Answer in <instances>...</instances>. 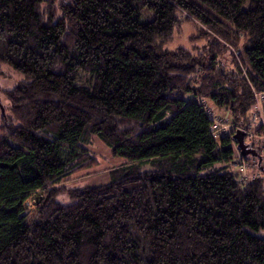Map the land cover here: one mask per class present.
I'll return each mask as SVG.
<instances>
[{
    "label": "trees",
    "instance_id": "1",
    "mask_svg": "<svg viewBox=\"0 0 264 264\" xmlns=\"http://www.w3.org/2000/svg\"><path fill=\"white\" fill-rule=\"evenodd\" d=\"M189 24L193 48H164ZM4 70L21 78L3 91L0 264H264V0H0ZM202 102L255 133L258 178ZM92 138L124 165L58 187L95 164Z\"/></svg>",
    "mask_w": 264,
    "mask_h": 264
},
{
    "label": "rangeland",
    "instance_id": "2",
    "mask_svg": "<svg viewBox=\"0 0 264 264\" xmlns=\"http://www.w3.org/2000/svg\"><path fill=\"white\" fill-rule=\"evenodd\" d=\"M148 14L145 16L148 18ZM55 16V20L57 19ZM195 33V27L192 24L183 25L179 30L174 34L172 40L165 45L164 48L168 50H175L176 48H186L190 49L196 45L195 40H191L190 36ZM200 43L197 44V46ZM11 74L10 71L7 72ZM12 78L10 79H0V124L1 117L3 113L8 115L9 102L5 98L3 91L9 90L16 86L18 80L21 78L19 75L13 73L11 74ZM85 149L90 153L91 157L95 160V164L90 166L87 169H83L75 174L68 176L63 179L58 187H64L67 189L83 188V187H92L97 185H102L108 182L109 172L113 169L119 168L124 165V161L120 159H112L110 156V151L108 148L103 146L96 138H92L88 145H83ZM40 194L33 195L26 204L25 215L26 222L30 223L32 220L38 221V218L35 217V202H37ZM58 200L62 204H69V200L66 196L58 197Z\"/></svg>",
    "mask_w": 264,
    "mask_h": 264
},
{
    "label": "built area",
    "instance_id": "3",
    "mask_svg": "<svg viewBox=\"0 0 264 264\" xmlns=\"http://www.w3.org/2000/svg\"><path fill=\"white\" fill-rule=\"evenodd\" d=\"M262 97V95L260 96ZM202 106L204 109V112L209 116V118L212 121V129H213V137L219 138L220 136L227 134L230 129H234L236 132L243 133L244 137L247 138L248 143L249 141L253 142L256 138L255 133L252 131V129H248L247 131L233 126L229 120L219 118L215 115L211 105L207 104L206 102H202ZM263 112L260 108L259 110H255L251 116V121L256 124L257 120L260 122L258 123L259 127L264 128V117ZM264 138V135H262ZM256 163L246 157L241 156L240 154L236 155L235 161L233 163V168L236 169L237 173L241 176L242 181L251 180L254 178H258V172L255 170V172H252L253 169H256Z\"/></svg>",
    "mask_w": 264,
    "mask_h": 264
},
{
    "label": "water",
    "instance_id": "4",
    "mask_svg": "<svg viewBox=\"0 0 264 264\" xmlns=\"http://www.w3.org/2000/svg\"><path fill=\"white\" fill-rule=\"evenodd\" d=\"M233 139L237 145V149L239 150L241 156L243 157H253L256 158L258 160V162L261 161L260 157L257 155V153L255 152V150L249 148L246 144H244V135L241 132H236L233 136ZM27 206V204H25V207Z\"/></svg>",
    "mask_w": 264,
    "mask_h": 264
}]
</instances>
